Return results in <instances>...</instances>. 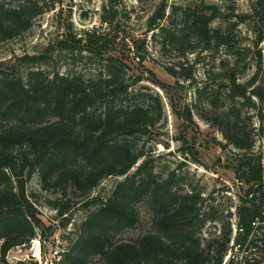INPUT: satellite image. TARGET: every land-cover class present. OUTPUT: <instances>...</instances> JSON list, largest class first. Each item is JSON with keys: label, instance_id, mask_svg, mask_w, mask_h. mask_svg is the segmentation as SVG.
<instances>
[{"label": "trees", "instance_id": "obj_1", "mask_svg": "<svg viewBox=\"0 0 264 264\" xmlns=\"http://www.w3.org/2000/svg\"><path fill=\"white\" fill-rule=\"evenodd\" d=\"M105 1L101 26L79 37L65 33L56 39L62 50L83 45L89 53L106 54L103 71L96 78L86 80L59 73L50 76L40 70L20 76L4 71L6 67L14 70L16 62L37 63L44 58L41 55L16 57L14 64L0 62V264H6L5 255L10 249L37 237L45 242L49 234L45 231L51 230L50 226L45 228L27 193V184L35 174L44 189L60 190V198L51 201V206L61 226L72 220L74 198H81L76 204L94 207L55 264H88L96 257L100 264H221L231 236L230 221L224 223L219 236L203 245L204 226L218 218L215 208L204 209L201 192L177 189L174 173L157 180L145 151L133 142L161 124L164 107L158 96L152 103L132 102L136 94L125 79L127 63L123 55L116 54L122 32L117 9L121 0ZM248 1L250 11L236 13L235 4L224 12L218 4L196 0L195 6L173 7V13L180 10L185 20L179 33L166 35L167 28L160 27L171 44L181 45L193 37V48L215 52L223 49L228 55L219 62L216 87H196L195 97L219 109L214 118L207 120L221 129L229 144L242 151L236 163L228 167L247 185V203L237 208L242 224H248L264 205V153L255 154L253 129L245 124L242 111V106L257 107L258 101L259 130L263 131L262 51L257 52L253 74L243 80L250 68V63L245 62L249 49L239 35L240 26L247 24L251 15L264 26V0ZM57 2L61 4L63 0ZM48 9L45 0H0V42L28 31ZM165 10L162 0L161 7L148 20L150 30L159 27L166 17ZM218 19L226 22L225 27L212 28ZM252 29L258 45L264 38L257 33V27ZM133 45L141 48L136 40ZM51 48L48 45L46 51ZM138 57L141 65L144 58ZM167 71L178 80H193L192 70L184 64L170 66ZM146 72L151 74V81L169 91L148 70L134 82L142 81ZM180 100L170 97V104L189 128L194 125L193 115L188 106L177 108ZM192 148L185 153L194 154ZM108 177L123 178L107 197L92 196ZM145 200L151 208V229L135 238L124 237L138 223L137 206Z\"/></svg>", "mask_w": 264, "mask_h": 264}, {"label": "rangeland", "instance_id": "obj_2", "mask_svg": "<svg viewBox=\"0 0 264 264\" xmlns=\"http://www.w3.org/2000/svg\"><path fill=\"white\" fill-rule=\"evenodd\" d=\"M48 10L35 19L31 28L22 35L13 39L0 42V62L14 64L16 57L24 55H41L43 59L37 63L16 62L14 70L4 68L6 73L11 75L25 76L30 70H40L52 76L55 73L65 75H76L83 79L96 78L103 71L106 63V54H92L85 50L84 46L71 48L70 50L59 49L56 39L62 34L73 33L78 37L85 31L93 30L101 26L102 7L105 0H63L58 4L57 0H45ZM165 19L159 22V27L150 30L149 18L161 7L162 0H121L118 9V20L122 32L119 38L117 55H123L127 63L125 79L131 84L130 90L136 94L132 99L134 103H152L154 97L158 96L163 103L164 118L159 126H156L146 136H137L133 140L139 150H144L146 157L150 159L155 177L157 180L165 179L170 173H174L176 188L179 190L199 191L205 199L204 209L214 207L217 212L216 220L209 221L204 226L201 234L202 244L205 245L220 235L226 221H230L237 208L247 203V185L239 179L229 165L236 163L242 151L236 149L222 134L221 129L207 119L214 118L219 111L206 104V100H198L195 97L196 87L207 86L215 88L218 79V65L221 59L228 55L222 49L215 51H202L201 47L193 48L196 45L193 37L183 44H171L168 37L162 34L160 27H166L167 33H179L184 26V17L180 10L173 13V7L195 6L196 0H164ZM210 4H218L224 12L227 8L233 7L235 11H250L251 3L248 0H236V2H222L219 0H206ZM10 3V2H7ZM264 10L262 11V15ZM258 17L250 16L247 24L240 26L241 42L249 49L247 51L246 63H250L249 70L243 78L248 79L255 69L258 61L259 50L262 51L264 65V41L256 45V34L253 27H257V33L264 38V26L259 22ZM226 22L215 20L211 27H225ZM138 41L140 49L133 45ZM48 45H52L49 52ZM144 58L140 65L138 61ZM179 63L190 68L193 72V80L177 79L173 77L167 68L179 66ZM144 67V68H143ZM2 68H0L1 72ZM154 73L156 79L169 87L166 92L159 84L150 80L151 74L144 73L140 82H134L138 75L145 71ZM149 77V78H148ZM176 81H179L176 84ZM215 92V91H212ZM224 92H222V96ZM170 97L175 101L180 98L177 108L188 106L191 109L194 125L187 128L186 123L174 113L170 104ZM257 107L247 108L242 106L245 115V124L253 129L256 141L254 152L256 155L264 153V126L263 131L259 130L260 121ZM230 107V105H226ZM263 105H261V108ZM190 147L193 153L186 154ZM198 158V162L195 158ZM264 164V159H261ZM141 162V160H140ZM139 162V163H140ZM137 163V165L139 164ZM137 165L131 170L134 172ZM123 177H108L93 191L92 196L100 195L107 197L116 184ZM27 193L35 203L40 218L45 228L51 227L45 242H41L44 261L55 264L69 245L76 237L79 224L85 219L88 211L93 206H83L81 198L72 200L73 216L71 222L63 227L57 218L56 210L51 206V201L60 198L61 193L55 187L44 189L40 177L35 174L27 184ZM139 221L134 228L127 231L126 238H135L138 235L149 231L152 227L151 208L147 200L138 204ZM37 239H40L38 237ZM29 245L20 254L26 255V262L22 264L37 263L29 259ZM15 248V247H14ZM28 254V255H27ZM39 264V263H37ZM88 264H100L99 258H91Z\"/></svg>", "mask_w": 264, "mask_h": 264}, {"label": "built area", "instance_id": "obj_3", "mask_svg": "<svg viewBox=\"0 0 264 264\" xmlns=\"http://www.w3.org/2000/svg\"><path fill=\"white\" fill-rule=\"evenodd\" d=\"M230 223L231 236L221 264H264V205L248 224H242L236 212L230 218ZM37 238L31 240L29 244L10 249L5 255L6 264L26 262V255L20 252L28 245L29 259L39 264H54L43 262L41 239Z\"/></svg>", "mask_w": 264, "mask_h": 264}, {"label": "bare ground", "instance_id": "obj_4", "mask_svg": "<svg viewBox=\"0 0 264 264\" xmlns=\"http://www.w3.org/2000/svg\"><path fill=\"white\" fill-rule=\"evenodd\" d=\"M37 241H38V240L36 239V243H37Z\"/></svg>", "mask_w": 264, "mask_h": 264}]
</instances>
